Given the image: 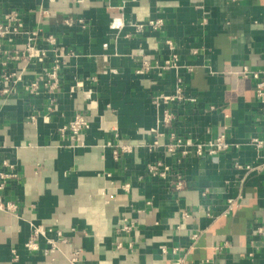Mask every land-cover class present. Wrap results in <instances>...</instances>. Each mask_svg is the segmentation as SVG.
Instances as JSON below:
<instances>
[{
    "label": "crops",
    "instance_id": "1",
    "mask_svg": "<svg viewBox=\"0 0 264 264\" xmlns=\"http://www.w3.org/2000/svg\"><path fill=\"white\" fill-rule=\"evenodd\" d=\"M11 13L0 264H264V120L243 73L264 80V0H0ZM179 81L186 99L158 104ZM77 113L79 138L61 131Z\"/></svg>",
    "mask_w": 264,
    "mask_h": 264
},
{
    "label": "built area",
    "instance_id": "2",
    "mask_svg": "<svg viewBox=\"0 0 264 264\" xmlns=\"http://www.w3.org/2000/svg\"><path fill=\"white\" fill-rule=\"evenodd\" d=\"M17 20V14L16 13H11L5 16L3 21H0V49H1V44H2V40L4 38L7 37V35H9L10 33H18L20 31V24H16ZM68 25H71V22H66ZM154 26H157L160 22H151ZM51 40H53V38L50 37ZM28 56L30 58H32L34 55H38V56H44L45 53L44 52H39L37 50L34 49V47L30 46L28 47ZM178 66V62H177V57L173 56L172 60H168L166 62V64L164 65L165 68H175ZM191 70V69H190ZM243 73L245 76H249L252 75L254 78L257 79L256 82V96L258 98V100L261 103V110H262V116H263V120H264V80L260 78L259 73L257 72H251L249 71L247 68H245L243 70ZM51 77H54L55 79L56 77V73H53ZM19 78L16 77L14 75H6L4 77V86L2 88V90H0V93H8L9 91H12L10 88V85L15 84L16 81ZM181 81V80H180ZM179 81V82H180ZM32 87H38V83L34 82L32 83L28 88H32ZM186 99L185 93H184V88L182 85V82H180L178 84V86L176 87V91L175 94L173 95H162L159 96V98H157V103L160 104L161 102H176V101H183ZM193 99V98H192ZM173 118V115L171 113H167L165 115V119L167 121L171 120ZM90 128V123L88 122V120L85 118V116L82 113H77L74 118L64 127L61 128L62 133H64L66 130H70L74 136H76L77 138L83 136L85 134V132ZM210 146L212 147L211 153H215L217 151L226 149L229 147V144L226 141V138L224 135H218L214 138V140H212L210 143ZM251 144H253L254 146H256V148L258 149H262L264 148V139H260L258 137H253L251 139ZM183 141L181 139L176 140V144H172L169 147V150H173L176 147H182ZM202 150L203 148L198 145V148L196 149V153L197 154H202ZM187 153V150H184V154ZM8 165V164H7ZM159 164H157L158 166ZM157 166L153 169L158 170V172H160V175L162 178H166L168 176V172L170 170L169 166H165L163 167V169L157 168ZM253 166H247V168H252ZM262 169L264 171V164L262 165ZM1 177H6V175L4 173H0ZM177 188L180 189L182 188V183L179 181L177 183ZM235 204L233 202L230 203L227 212L233 210ZM0 208L1 209H7V210H13L15 208V205L11 202H8L6 204L0 202ZM225 212V213H227ZM124 228L129 229L128 226H124ZM192 238H197V234H194ZM52 243V247L50 250H48V252H54L56 249V244L54 242ZM26 246L28 249H36L37 248V244L34 241L33 238H30L27 243ZM76 258H71L70 260V264H74L76 262ZM176 264H187L184 260H179Z\"/></svg>",
    "mask_w": 264,
    "mask_h": 264
}]
</instances>
